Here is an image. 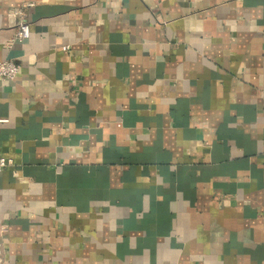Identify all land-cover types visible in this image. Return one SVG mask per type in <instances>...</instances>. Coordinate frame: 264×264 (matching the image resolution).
<instances>
[{"label": "crops", "instance_id": "1", "mask_svg": "<svg viewBox=\"0 0 264 264\" xmlns=\"http://www.w3.org/2000/svg\"><path fill=\"white\" fill-rule=\"evenodd\" d=\"M4 60L0 264H264V0H0Z\"/></svg>", "mask_w": 264, "mask_h": 264}, {"label": "built area", "instance_id": "2", "mask_svg": "<svg viewBox=\"0 0 264 264\" xmlns=\"http://www.w3.org/2000/svg\"><path fill=\"white\" fill-rule=\"evenodd\" d=\"M31 36L30 24L26 21H21L19 24V29L17 37L20 39H29ZM65 49H69L66 46ZM20 72V65L14 60H4L0 61V79L5 80H15ZM6 120H0V122H5ZM14 164L13 159L0 156V173L6 170L8 167Z\"/></svg>", "mask_w": 264, "mask_h": 264}]
</instances>
